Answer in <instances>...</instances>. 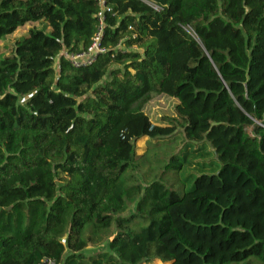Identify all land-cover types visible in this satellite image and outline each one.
I'll return each mask as SVG.
<instances>
[{
    "label": "trees",
    "instance_id": "16d2710c",
    "mask_svg": "<svg viewBox=\"0 0 264 264\" xmlns=\"http://www.w3.org/2000/svg\"><path fill=\"white\" fill-rule=\"evenodd\" d=\"M35 23L0 51V264H264V0H0V41ZM154 96L186 145L142 184Z\"/></svg>",
    "mask_w": 264,
    "mask_h": 264
},
{
    "label": "rangeland",
    "instance_id": "374dc122",
    "mask_svg": "<svg viewBox=\"0 0 264 264\" xmlns=\"http://www.w3.org/2000/svg\"><path fill=\"white\" fill-rule=\"evenodd\" d=\"M32 28L44 29L43 23L27 24L16 30L12 35L7 36L0 41V51L11 49L15 42L23 38ZM7 52V51H6ZM57 63H55V68ZM177 101L165 96H154L144 107V113L148 116L153 125L164 126L174 124L177 127V132L171 138L151 140L143 139L136 144V171L132 172L142 184H145L154 179L164 178V167L169 163L171 156L179 153L186 142L182 137V133L174 115V108ZM210 158L207 159L209 162ZM201 162V161H199ZM188 172L196 174V168H190ZM169 183V182H168ZM132 211V210H131ZM107 246L101 245L87 249L86 255H93L97 252L106 251ZM248 262L252 264H261L259 260L250 258ZM247 262V263H248ZM151 264H161L154 262Z\"/></svg>",
    "mask_w": 264,
    "mask_h": 264
},
{
    "label": "built area",
    "instance_id": "2783aa9c",
    "mask_svg": "<svg viewBox=\"0 0 264 264\" xmlns=\"http://www.w3.org/2000/svg\"><path fill=\"white\" fill-rule=\"evenodd\" d=\"M99 5H103V0H97ZM98 18L100 20L101 26L96 34L95 38L93 39L92 45L86 50L82 52H78L76 54H70L68 52H63V56L71 63L74 67H88L90 66L96 59L97 55L100 53H104V50L99 48V41L102 36V16L99 13ZM40 264H53L50 261H45Z\"/></svg>",
    "mask_w": 264,
    "mask_h": 264
}]
</instances>
